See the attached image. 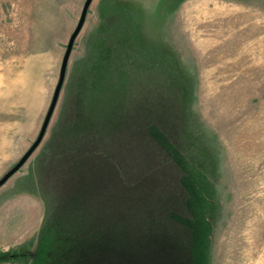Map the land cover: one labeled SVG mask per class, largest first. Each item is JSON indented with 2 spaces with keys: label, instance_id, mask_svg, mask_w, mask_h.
<instances>
[{
  "label": "rangeland",
  "instance_id": "374dc122",
  "mask_svg": "<svg viewBox=\"0 0 264 264\" xmlns=\"http://www.w3.org/2000/svg\"><path fill=\"white\" fill-rule=\"evenodd\" d=\"M84 1L0 0V178ZM0 264H264V0H92Z\"/></svg>",
  "mask_w": 264,
  "mask_h": 264
},
{
  "label": "water",
  "instance_id": "95a60500",
  "mask_svg": "<svg viewBox=\"0 0 264 264\" xmlns=\"http://www.w3.org/2000/svg\"><path fill=\"white\" fill-rule=\"evenodd\" d=\"M92 0H85L81 9L80 17L78 20V23L76 24L74 30L72 31L68 43L66 45V49L62 58L61 66H60V72H59V77H58V82L55 87L50 105L48 107L47 113L45 115V118L43 120L42 126L40 128V131L35 139V141L31 144V146L27 149V151L22 155V157L18 160V162L11 168L9 169L1 178H0V187H2L19 169L26 163V161L29 159V157L33 154V152L37 149L41 141L43 140V137L45 135L46 129L48 127L49 121L51 119V116L53 114V111L55 109L61 87L64 82L65 78V72L68 64V59L70 56V53L72 51V47L74 44L75 39L77 38L79 32L81 31L86 14L88 11V8L91 4Z\"/></svg>",
  "mask_w": 264,
  "mask_h": 264
}]
</instances>
